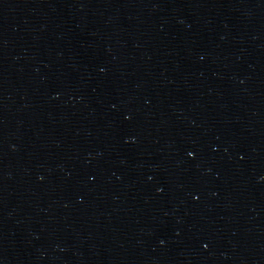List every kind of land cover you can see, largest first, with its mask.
<instances>
[{
  "label": "water",
  "instance_id": "obj_1",
  "mask_svg": "<svg viewBox=\"0 0 264 264\" xmlns=\"http://www.w3.org/2000/svg\"><path fill=\"white\" fill-rule=\"evenodd\" d=\"M0 264H264V0H0Z\"/></svg>",
  "mask_w": 264,
  "mask_h": 264
}]
</instances>
